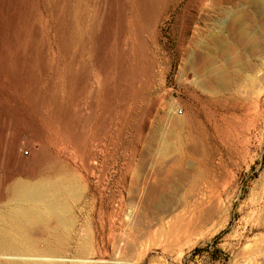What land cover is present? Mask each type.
<instances>
[{
  "label": "rangeland",
  "instance_id": "obj_1",
  "mask_svg": "<svg viewBox=\"0 0 264 264\" xmlns=\"http://www.w3.org/2000/svg\"><path fill=\"white\" fill-rule=\"evenodd\" d=\"M138 1L146 9L158 0H37L38 16L19 22L12 40L16 23L3 0L0 123L10 115L12 130L28 134L20 139L23 171L35 172L44 160L55 164L45 189L53 195L20 201L23 183L9 181L0 187V210L22 207L46 218L33 232L60 264H264V21L251 0H236L251 42L236 46L231 65H222L227 87L204 102L178 47L189 0H166L153 39L163 59L162 106L176 102L187 120L198 112L188 127L197 147L181 182L144 209L130 183L148 136L147 104L136 96L141 77L132 75L134 59L123 47ZM19 5L25 13L24 0ZM59 26L71 53L59 51ZM3 137L0 131V146ZM3 163L0 156V175L8 170ZM0 237L6 239L2 231ZM0 260L10 264L7 256Z\"/></svg>",
  "mask_w": 264,
  "mask_h": 264
},
{
  "label": "bare ground",
  "instance_id": "obj_2",
  "mask_svg": "<svg viewBox=\"0 0 264 264\" xmlns=\"http://www.w3.org/2000/svg\"><path fill=\"white\" fill-rule=\"evenodd\" d=\"M36 1L24 0L25 13L19 12V0H7L5 3V6L12 11V20L16 23H14L15 28L10 30L12 40L15 38L19 22H22L23 19L30 21V19L38 16L39 12H37L34 5ZM165 1H154L153 6H146V9L138 1L140 15L139 18L137 17L138 15L135 17L136 20L133 18L135 24L132 35L130 34L128 37L124 32V50L128 56L132 55L134 59L132 75L134 77H141V80L138 82L142 85L136 96L140 97L147 104L145 111L147 116V134L145 130L142 133L148 136L146 144L144 141V149L143 147L141 148L144 154L141 155L137 152L141 156H133L135 160L131 166L132 177L130 183L134 199L138 204H143V206H148L146 203L149 202L150 197L158 200V198H161L163 191L166 190V187L177 185L181 182V179L188 171V167H191L190 158L194 151L196 152L195 149L197 147V138L193 133H190L192 131L188 127L194 126L193 122L198 117V112L195 111V114L191 116L192 120H187L186 117L179 115L180 112L176 102L166 109L162 106L165 98L163 99L162 96L164 88L163 81L161 82L159 78V70L163 59L155 43H153V39L158 32L162 8L169 3ZM2 2L3 0H0V27L2 19L1 11L3 9L2 6H4ZM250 5L264 21V0H251ZM239 7L241 6L236 0H189L187 2L185 10L187 27L182 32L184 33L183 38L178 46L181 56L180 60L181 65H191V71L198 81L197 84L201 88V94L203 95V92L206 93L207 97L202 99L204 102L214 100L211 96V92L214 89H224L227 87L226 85H228L230 78L227 76L222 65L228 66L232 62L236 46H243L244 41L245 43L246 41L251 42L248 31L246 28H243V8L241 7L240 10H236ZM232 11L235 13L231 15ZM37 22L38 19H35L36 24ZM48 22L47 20V24ZM262 25H264V22ZM59 27V51L73 52L69 48L70 44L64 39L65 37L63 38L61 32L62 26ZM47 30H50V26ZM47 36L48 34L46 38ZM3 54L6 55V52L1 48L0 36V61H3V58H5ZM0 71V74H2L4 64H0ZM121 71L119 72L121 73ZM125 71L123 70V72ZM157 78H159V82ZM202 95H200V98L203 97ZM202 111H205V109L203 108ZM6 117L7 120L0 123V131L5 136L0 146V156H2L4 162L2 167L4 165V169L8 170H5V173L0 175V187H4L9 181L13 182L17 180L23 183L21 189H18V192L15 193L17 199L20 201H26L29 198H40L41 201L43 199L46 200L49 196L53 195V193L50 195V192H45V189L51 188V179L53 178L51 172L55 163H53L52 159L44 160L35 172L23 171L24 155L21 153L23 146L20 139L27 137L28 134L23 127H16L12 130V116L6 114ZM141 137L142 139L144 138L142 135ZM142 139L139 140L142 142ZM33 140L27 141V148L33 146ZM136 148L137 146L134 149L135 151L137 150ZM128 212V216H130L131 211ZM55 217L56 219H62L60 213H55ZM47 222L46 218L36 217L22 207H16L8 213L0 210V231L6 236V239L0 237V259L2 256H7L10 264H60L57 261H61V259L57 256L49 255L53 251L50 248H46L44 246L45 242L40 240L33 232L36 224H47ZM118 263L116 262V264ZM71 264L83 263L75 261Z\"/></svg>",
  "mask_w": 264,
  "mask_h": 264
}]
</instances>
